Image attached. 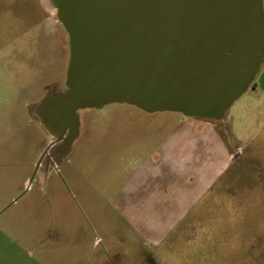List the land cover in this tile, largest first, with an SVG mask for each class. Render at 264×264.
Here are the masks:
<instances>
[{"label":"rangeland","instance_id":"374dc122","mask_svg":"<svg viewBox=\"0 0 264 264\" xmlns=\"http://www.w3.org/2000/svg\"><path fill=\"white\" fill-rule=\"evenodd\" d=\"M55 12L0 0V264H264V58L222 119L80 109L55 168L35 114L66 87Z\"/></svg>","mask_w":264,"mask_h":264},{"label":"water","instance_id":"95a60500","mask_svg":"<svg viewBox=\"0 0 264 264\" xmlns=\"http://www.w3.org/2000/svg\"><path fill=\"white\" fill-rule=\"evenodd\" d=\"M47 2L69 48L65 89L35 107L50 166L78 136L80 109L121 103L222 119L264 58L263 0Z\"/></svg>","mask_w":264,"mask_h":264},{"label":"flooded vegetation","instance_id":"af4514ba","mask_svg":"<svg viewBox=\"0 0 264 264\" xmlns=\"http://www.w3.org/2000/svg\"><path fill=\"white\" fill-rule=\"evenodd\" d=\"M42 160L45 162V165L47 166V164L50 166V163L48 161V159H46V155H42Z\"/></svg>","mask_w":264,"mask_h":264},{"label":"crops","instance_id":"0c3cea01","mask_svg":"<svg viewBox=\"0 0 264 264\" xmlns=\"http://www.w3.org/2000/svg\"><path fill=\"white\" fill-rule=\"evenodd\" d=\"M263 3H264V0H263ZM79 129H80V127H79ZM61 159H63V158H61ZM60 159V160H61ZM56 166H57V164H56ZM56 166H55V168H56ZM52 167V166H51ZM45 172H47V171H49L48 169L47 170H44Z\"/></svg>","mask_w":264,"mask_h":264}]
</instances>
